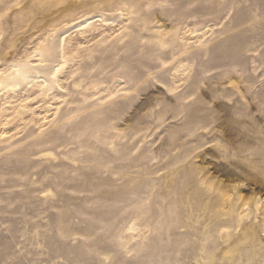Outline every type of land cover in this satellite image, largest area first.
Wrapping results in <instances>:
<instances>
[{
    "label": "rangeland",
    "instance_id": "374dc122",
    "mask_svg": "<svg viewBox=\"0 0 264 264\" xmlns=\"http://www.w3.org/2000/svg\"><path fill=\"white\" fill-rule=\"evenodd\" d=\"M0 264H264V0H0Z\"/></svg>",
    "mask_w": 264,
    "mask_h": 264
},
{
    "label": "bare ground",
    "instance_id": "6f19581e",
    "mask_svg": "<svg viewBox=\"0 0 264 264\" xmlns=\"http://www.w3.org/2000/svg\"><path fill=\"white\" fill-rule=\"evenodd\" d=\"M29 75H30V71L28 69H26V68L24 69L22 67L18 68V66H16V69L12 74H9L7 76L3 75V77L1 79L3 80V82L5 81L8 83H9V81H13V83H15V82L23 83V82L27 81L28 78H30ZM6 85H7V83H6ZM12 86H13V84H12Z\"/></svg>",
    "mask_w": 264,
    "mask_h": 264
}]
</instances>
